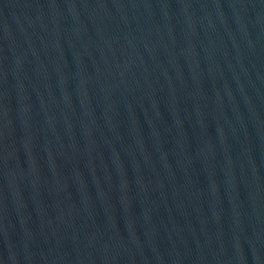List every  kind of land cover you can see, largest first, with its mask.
I'll return each mask as SVG.
<instances>
[{
  "label": "water",
  "instance_id": "1",
  "mask_svg": "<svg viewBox=\"0 0 264 264\" xmlns=\"http://www.w3.org/2000/svg\"><path fill=\"white\" fill-rule=\"evenodd\" d=\"M0 264H264V0H61L0 120Z\"/></svg>",
  "mask_w": 264,
  "mask_h": 264
}]
</instances>
